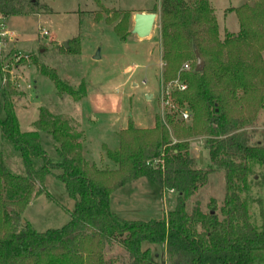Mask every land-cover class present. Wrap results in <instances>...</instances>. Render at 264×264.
<instances>
[{
  "label": "trees",
  "instance_id": "1",
  "mask_svg": "<svg viewBox=\"0 0 264 264\" xmlns=\"http://www.w3.org/2000/svg\"><path fill=\"white\" fill-rule=\"evenodd\" d=\"M33 5L32 0H0V17L24 15L26 7ZM159 5L161 79L164 83L175 79L182 63L192 62L179 73L185 88L172 92L175 104L192 114V126L175 121L169 113L164 122L155 117L149 129L128 125L119 132L118 148L106 149L115 168L100 169L83 159L77 137L65 124L46 119L42 111L33 122L34 130L21 131L11 100L15 91L7 82L0 135L19 155L24 173L7 169L0 150V264H90L88 259L95 254L96 264H108L102 260L100 248L116 240L128 256V264H154L149 250L141 249L143 242L164 244L170 264L264 261V219L259 226L251 221L247 195H243L251 183L262 181L253 166L264 168V129L255 139V129H245L251 119H235L226 111L230 100L246 101L252 94L257 108L264 112V65L257 49L264 44V0L236 7L239 33H226L222 40L208 0H159ZM119 15L105 21L118 39L125 40L130 14L122 11ZM98 16L95 14L96 19ZM79 50V37L74 36L65 52L78 54ZM195 52L204 62L202 71L194 69ZM39 70L60 93L78 98L54 71L43 66ZM169 128L174 131V142ZM38 130L52 136L58 161L40 146ZM192 135L206 136L210 161L206 168L193 166L188 139ZM38 158L43 164L35 169ZM214 169L224 170L221 206L217 210L211 200L206 212L197 206L188 210L189 197ZM54 171H59L55 176L75 201L70 219L60 228L43 232L27 222L16 230L20 213L40 191L35 189L36 183L42 184L44 176ZM139 178L154 182L161 190L177 192L175 206L162 218L129 220L110 210L113 190Z\"/></svg>",
  "mask_w": 264,
  "mask_h": 264
},
{
  "label": "rangeland",
  "instance_id": "2",
  "mask_svg": "<svg viewBox=\"0 0 264 264\" xmlns=\"http://www.w3.org/2000/svg\"><path fill=\"white\" fill-rule=\"evenodd\" d=\"M208 1L214 10L221 40L226 33H239L234 9L243 3L253 6L258 2ZM33 3V6L26 7L28 11L24 15L0 17V119L5 116L3 90L8 82L15 91L11 100L21 131L34 130L33 122L42 111L46 119L63 122L68 131L77 137L83 159L100 169L115 168L106 156V149L113 151L118 148L119 132L128 125L149 129L154 126L155 117L164 122L165 114L169 113L175 121L192 126V114L186 108H179L172 98V92L177 90L174 82L185 85L179 79L180 71L188 70L192 62L184 61L175 79L167 83L161 79L163 61L159 38V0H34ZM122 11L130 14L129 34L125 40L118 39L112 25L105 21V18L119 15ZM138 11L156 13L151 32L145 37H138L130 31L133 22L131 14ZM95 14L99 18L96 19ZM43 30L47 32L44 35ZM74 36L79 37L78 54L65 52ZM63 41H66L67 47L62 46ZM262 45L258 44L257 49L264 65ZM97 52L99 58L94 59ZM40 66L54 71L76 91L78 98L60 93L40 72ZM226 111L235 119H251L245 129H255V139L260 138L264 129V112L257 108L254 95L242 102L230 100ZM183 112L188 113L186 119L182 117ZM169 135L174 142L172 128H169ZM188 139L193 166L208 167L206 136L192 135ZM38 140L46 154L58 161L52 136L38 130ZM0 150L6 168L15 174H23L24 166L19 155L1 135ZM42 164V159L34 160L35 169ZM58 172L46 174L42 184L36 183L35 189L40 191L20 213L16 230L27 222L34 230L43 232L60 228L70 219L69 212L74 209L75 201L55 176ZM253 172L262 181L251 183L243 195H247L251 221L259 226L264 219V168L254 165ZM224 193V170L214 169L207 175L205 184L189 197L188 210L197 206L206 212L211 200L218 210ZM176 195V191L161 190L154 182L139 178L113 190L109 207L116 215L129 220L159 219L175 206ZM141 249L149 250L154 264L171 263V257L162 243L143 242ZM99 253L108 264L129 263L118 240L101 246ZM97 257L98 254L91 255L89 263L96 264ZM258 264H264V261Z\"/></svg>",
  "mask_w": 264,
  "mask_h": 264
},
{
  "label": "water",
  "instance_id": "3",
  "mask_svg": "<svg viewBox=\"0 0 264 264\" xmlns=\"http://www.w3.org/2000/svg\"><path fill=\"white\" fill-rule=\"evenodd\" d=\"M34 2V0H32ZM156 19L155 12H135L133 15V25L131 28V32L136 34L138 37L147 36L153 27L154 21ZM62 44L64 47L67 46L66 41H63ZM196 55V63H195V71H202L204 67L203 60L199 57L197 52ZM99 58L98 52L94 55V59Z\"/></svg>",
  "mask_w": 264,
  "mask_h": 264
},
{
  "label": "built area",
  "instance_id": "4",
  "mask_svg": "<svg viewBox=\"0 0 264 264\" xmlns=\"http://www.w3.org/2000/svg\"><path fill=\"white\" fill-rule=\"evenodd\" d=\"M46 33H47V32H46L45 30L42 31V35H44V34H46ZM185 68H188V65H187V64H185ZM174 83H175V86H176V89H177V90H183V89L185 88V85H184V84H179L178 81H175ZM182 117H183L184 119H186V118L188 117V113L183 112V113H182Z\"/></svg>",
  "mask_w": 264,
  "mask_h": 264
},
{
  "label": "crops",
  "instance_id": "5",
  "mask_svg": "<svg viewBox=\"0 0 264 264\" xmlns=\"http://www.w3.org/2000/svg\"><path fill=\"white\" fill-rule=\"evenodd\" d=\"M138 12H143V11H138ZM134 13H135V12H134ZM134 13H133V14H134ZM133 14H131V18H133ZM132 20H133V19H132ZM132 20H131V21H132ZM132 25H133V22H132ZM130 31H131V30H130ZM168 191H169V192H173L174 190H172V189H168Z\"/></svg>",
  "mask_w": 264,
  "mask_h": 264
}]
</instances>
